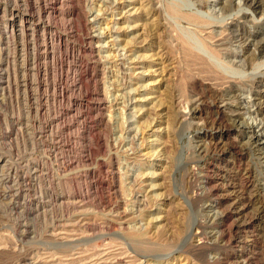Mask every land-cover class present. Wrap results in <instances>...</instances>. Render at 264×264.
I'll return each mask as SVG.
<instances>
[{
	"label": "rangeland",
	"instance_id": "374dc122",
	"mask_svg": "<svg viewBox=\"0 0 264 264\" xmlns=\"http://www.w3.org/2000/svg\"><path fill=\"white\" fill-rule=\"evenodd\" d=\"M149 1V19L138 20L131 0H0V264H165L200 215L223 211L212 205L214 192L198 206L191 198L209 181L247 204L230 221L239 227L220 252L229 259L223 264H264V123L254 85L237 84L229 109L222 105L244 127L203 129L216 111L211 98L185 99L194 94L192 77L209 78L192 72L172 42L189 41L225 75L259 81L264 12L243 0H202L200 9L187 2L198 0ZM170 8L220 22L215 36L227 26L243 29L249 42L233 41L218 47L220 59L211 57ZM136 34L145 36L144 48ZM178 96L185 98L179 108L195 109L183 121ZM220 139L227 151L242 147L203 153ZM195 165L201 180L188 175Z\"/></svg>",
	"mask_w": 264,
	"mask_h": 264
},
{
	"label": "bare ground",
	"instance_id": "6f19581e",
	"mask_svg": "<svg viewBox=\"0 0 264 264\" xmlns=\"http://www.w3.org/2000/svg\"><path fill=\"white\" fill-rule=\"evenodd\" d=\"M131 2L133 4L135 3L136 5L139 6V8L135 7L134 11L131 13V16L139 15L138 20L141 19L140 15H142L145 18V20L149 19L148 18L149 14H150L149 9H150V7L151 8L153 7V6H151V2L149 0H131ZM187 2L190 5L196 3V5H198L199 9L203 8L205 6L204 2L202 0H198L196 2H192V1H187ZM152 3H153V0H152ZM223 3H226V2L224 1ZM226 4H224V7L222 9V11L225 15H227L228 11H230L229 5L228 4L226 5ZM243 4H245V6L250 7L253 10V12H255V11H263L264 12V0H243ZM147 7H149V8H147ZM53 9L56 10V8H53ZM170 12L172 15H175V17L178 19V21L183 22L187 26L189 25V26L195 28V31L193 30L194 34L196 36L197 35L199 36L198 39H200V43H203L202 45L204 46L205 50L207 51V53L211 57H215L217 59H220L221 58L220 48H225V46L227 44H231L233 41H237V42L239 41L245 45L247 43V41L250 39V36H249L250 34H248V32H246L245 30L243 31V29H242V33H240V32H236V30H238V29L231 30V28H229L228 26L224 27L225 31L221 34L220 37L218 35L215 36V34L212 32L213 25H218V26L221 25L222 26L223 24H220V22H217L214 19H204V18H202L201 15H199L198 13H195L191 10L178 11V10H175L174 8L173 9L170 8ZM14 16H15L14 17V20H15L17 15L14 14ZM136 26H137V28H139L138 24ZM193 31H192V33H193ZM134 37L137 38L135 40V43H134L135 45H137V47L138 46H140V47L144 46L145 47V45L147 43H145L144 38L142 39V37H145V36H142V35L140 36L139 34H136ZM257 38H258V36L255 39H257ZM172 40H173L172 42H174V44H173L174 47H181V49L183 51V55L185 57V60H187L186 63L187 64L190 63V65H189L190 67H188V68H190V70L192 72L194 71L197 75L202 74L205 77L207 76L209 78L208 83H206L205 81L204 82L198 81L197 78H193V77H192L193 79L191 78L189 80V82H190L189 87H191L190 91L194 92V94L192 96V94H190L191 93L190 92L189 94L191 95V98L188 94L187 99H185L184 96H180V97L178 96L179 97L177 99V102H178L177 103V106H178L177 111L178 112L176 111V113H175L176 117L179 116V119L180 120L182 119V121H183L186 118V116H188V115H186V112H185L188 110V108H189V113H190L189 115H193L192 112L195 109L192 106H190V107L186 106L187 110H185V111L182 108H179V106L181 107L183 101L186 100L187 105H190L191 103H194L195 101H199L198 103H200V102L201 103H207L206 99L211 98V100H210V101H212L211 106L216 107V109H215L216 111L213 115L210 116L209 119H205L206 121L203 123V129L207 128L210 130H221V129L226 128V129L230 130L231 128H233V129H239L240 130V127H244L243 124L238 123L237 121L239 119H237V118H236L237 120L231 119L230 118L231 116L227 115L225 109L222 107L224 106L225 108L229 109V106H231L229 104V102H227L226 100L229 99L230 94L233 93V91L237 87V84L244 85V84H247L248 82H251V84L254 85V88H255L254 93H255V96L257 97L256 100L258 101L257 102L258 109L263 116L262 119H263V123H264V101H263L264 98L262 100H260V98L264 97V90L262 89L264 87V79L257 81V80H255L256 76H248V78L246 80H241L239 78L238 79L233 78L234 76L231 77L228 74L225 75L218 70V67H216V65L214 63H212V61H210L209 58H205L204 56L201 55L202 53L199 54L198 52H196L197 48L195 49L194 48L195 46H193V44H191L189 41H188L189 42L188 43V42H184V41H181V40L175 39V38ZM59 41H61V39H59ZM142 44H144V45H142ZM258 46H259L258 47L259 48L258 49L259 54L262 57V56H264V33L262 34L261 41L259 40ZM218 47H220V48H218ZM146 48L147 49H145V50H148V45ZM149 48H150V45H149ZM145 61H147V60L145 59L144 55H142L141 58L138 57V59L136 60V63L141 66V64L144 63ZM229 69L231 70L232 74H235L238 72L236 69H235L236 70L235 71L231 67H229ZM260 75L264 76V72H261ZM199 89H201L202 92ZM197 90L200 91V94L198 93L199 95L195 94V92H198ZM64 93H65V91L61 90V96L62 97H63ZM181 93L182 92H180L179 94L181 95ZM185 97H187V96H185ZM232 97H233V95H232ZM189 98H190V101L188 100ZM219 104H220V106H218ZM183 105H182V107H184ZM232 111H234V110H232ZM236 122L238 124H235ZM205 132H208V130L207 131L205 130ZM240 147H242V144L240 146L239 143H238V145H236L235 143L234 144L232 143V146L230 145V148L227 151V150H225V146H224V143L222 142V139H220L218 141L217 140L212 141L211 145L209 147L204 148L203 153L204 154H211V153L212 154H219V153H223L225 151L229 152L230 150H232L233 152H237L238 151L237 149ZM190 161L191 162L194 161L195 163L197 162V160L194 158H192V160H190ZM201 170H202V167H199L198 165H195L194 167H192L191 171L188 173L190 179L201 180L200 176H199V171H201ZM254 172H255V168L250 167L246 173V177H248L249 179L251 178V180L254 179L255 178ZM211 182L210 181L206 182L209 184H205L206 185L205 187H200L201 185L199 184L200 186L198 185L196 188H194V194L191 198L193 200L194 199L196 200V203L198 206L199 205L198 202L203 201L204 196H206L209 193L214 192V196H216L217 198L214 201H212L213 202L212 205L213 206L215 205L216 207H219V208L224 207L223 211L219 212V213H214L212 216H210V215H206V216L202 215L201 216L200 215V218L197 220V223L195 224L196 226H195V230H194L193 234H191L189 236L190 239L182 247L180 246L177 249L175 248L176 251H173V250L170 251L168 254L170 256L172 255L173 257L168 259L165 262V264H189L190 263V261H189L190 257L189 256H195L201 264H221V263L223 264V261L229 260L228 257L227 258H221L222 255L220 252H221V250L223 251L228 246H230L233 242L232 239H234L236 237L235 236L233 238L232 234L234 233V230L239 225V223L236 222V223H233L230 225V221L232 219H234L235 217H237L241 212H243V210L246 209V206L244 205L245 201L241 197H236V196L233 197L230 194H228L227 193L228 192L227 187H217L216 185L209 187V186H211ZM253 183H254V181H253ZM226 186H228V185H226ZM252 186L256 187V185H254V184ZM232 192H233V190H232ZM206 198H208V196ZM249 203H250V200H249ZM251 203H253L252 199H251ZM263 211H264V209H263ZM232 222L233 221H231V223ZM236 224H238V225L236 226ZM239 229H241V228H239ZM235 232H236V230H235ZM238 232H239V230H238ZM132 235H134V234H132ZM179 235H180V233L175 234L173 241L178 239ZM133 237H137V236H133ZM173 246H174V244H173ZM173 246H170V247H173ZM172 249H174V248H172ZM208 253H212V255H214L213 259H210L209 257H207ZM2 256H4V255H2ZM7 257H9V255ZM10 257H12V255H10ZM246 259H247V257H246ZM2 260H4V259H2ZM8 260H10V258ZM245 262H246V264H251L250 260H247Z\"/></svg>",
	"mask_w": 264,
	"mask_h": 264
}]
</instances>
